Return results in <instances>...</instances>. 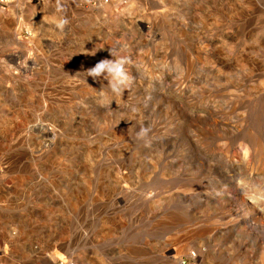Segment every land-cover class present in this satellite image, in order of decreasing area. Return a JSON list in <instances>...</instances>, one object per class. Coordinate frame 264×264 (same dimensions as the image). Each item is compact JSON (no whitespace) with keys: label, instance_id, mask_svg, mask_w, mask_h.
<instances>
[{"label":"rangeland","instance_id":"374dc122","mask_svg":"<svg viewBox=\"0 0 264 264\" xmlns=\"http://www.w3.org/2000/svg\"><path fill=\"white\" fill-rule=\"evenodd\" d=\"M0 131V264H264V0H8Z\"/></svg>","mask_w":264,"mask_h":264},{"label":"bare ground","instance_id":"6f19581e","mask_svg":"<svg viewBox=\"0 0 264 264\" xmlns=\"http://www.w3.org/2000/svg\"><path fill=\"white\" fill-rule=\"evenodd\" d=\"M110 6V5H109ZM123 19V18H122ZM31 40V39H30ZM33 39L30 41V42H28V43H30V44H33ZM27 43V42H26ZM25 43V44H26ZM27 43V44H28ZM36 43V42H35ZM33 45H35V44H33ZM26 46V45H25ZM27 47H28V45H27ZM36 47V46H35ZM172 81V80H171ZM76 83V82H75ZM80 83V82H79ZM77 84V83H76ZM171 84H173V83H171ZM60 85V83L58 84V86ZM63 86V85H62ZM79 87V86H78ZM16 90V89H15ZM57 90V89H56ZM49 91V90H48ZM59 92V91H58ZM63 92H65V91H63ZM163 92V91H162ZM60 94H61V91H60ZM65 94V93H64ZM51 95V94H50ZM53 95V94H52ZM47 96V95H46ZM59 96V95H58ZM57 96V97H58ZM41 97H42V95H41ZM54 97V96H53ZM62 97H63V95H62ZM67 97H69V96H67ZM60 98V97H59ZM65 98V97H64ZM46 99H47V97H46ZM42 100H43V98H42ZM61 100V99H60ZM127 100V99H126ZM37 101V100H36ZM43 102H45V101H43ZM61 102H62V100H61ZM65 102V101H64ZM40 103V102H39ZM38 103V104H39ZM48 103H50L49 105H52L51 104V101H49ZM160 103H162V102H160ZM41 104H43V103H41ZM45 104H47V103H45ZM44 104V105H45ZM29 106V105H28ZM47 106H48V104H47ZM46 106V107H47ZM32 107V106H31ZM45 107V108H46ZM49 107V106H48ZM104 107V106H103ZM17 109V108H16ZM42 109H44V108H42ZM21 110V109H20ZM117 110V109H116ZM15 112H17V111H15ZM109 112V111H108ZM14 113V112H13ZM19 113V112H18ZM23 113V112H22ZM15 114V113H14ZM30 114V113H29ZM122 114V113H121ZM31 115V114H30ZM124 115V114H123ZM17 116V115H16ZM27 116V115H26ZM199 116V115H198ZM18 117V116H17ZM16 117V118H17ZM21 117H23L22 118V121L21 120H19V121H21L20 122V124L19 125H17V126H15V124H16V122L15 123H13L14 124V126H15V128L11 131V128L9 129L10 131H8V130H6V128L4 127V129L5 130H3V134H5V136L7 137V139L9 138V139H12V141L13 140H15V141H13L12 143L14 144L15 142H19V143H21V144H25V143H27L28 142V140H29V138H30V130H28V131H26V129H27V121H29V119L28 120H26L25 119V117L24 116H21ZM28 118V117H27ZM208 118V117H207ZM18 119V118H17ZM211 120V119H210ZM100 121V120H99ZM14 122V121H13ZM30 122V121H29ZM47 122V121H46ZM34 123V122H33ZM155 123V122H154ZM12 124V125H13ZM29 124V123H28ZM39 124V123H38ZM49 124V123H48ZM37 125V124H36ZM53 125V124H52ZM75 125V124H74ZM6 126V125H5ZM44 125H42V124H40V125H38V127H37V131H38V134H39V136H41V137H44V141H45V143H47V142H51V140L48 138V136L50 135V134H52L51 133V131H48L47 130V128L46 127H43ZM53 127H55V126H53ZM29 129V128H28ZM5 131V132H4ZM54 131V130H53ZM58 131V130H57ZM0 132H2V131H0ZM204 132V131H203ZM206 133V132H205ZM56 134V133H55ZM16 135H17V137H16ZM53 135V134H52ZM118 137V136H117ZM2 138H4V136H1V139ZM40 138V137H39ZM54 138V137H53ZM37 139V138H36ZM41 139V138H40ZM107 139V138H106ZM104 140V139H103ZM38 142V141H37ZM37 142H35L36 144H37ZM105 142V141H104ZM41 143V142H40ZM42 143H44V142H42ZM102 143V142H101ZM107 143H109V142H107ZM49 144V143H48ZM63 144V143H62ZM110 144V143H109ZM12 145V144H11ZM33 145V144H32ZM46 145V144H45ZM70 145V144H69ZM112 145V144H111ZM14 146V145H13ZM15 146H17L16 144H15ZM44 146V145H43ZM104 146V145H103ZM108 146V145H107ZM118 146V145H117ZM11 147V146H10ZM19 147V146H18ZM40 147V146H39ZM42 147V146H41ZM46 147V146H45ZM12 148V147H11ZM14 148V147H13ZM23 148V147H22ZM52 148V147H51ZM97 148V147H96ZM9 149V148H8ZM48 149V148H47ZM247 147H244V151L241 153L242 155H243V160H244V158L246 157V151H247ZM41 150V149H40ZM96 150V149H95ZM12 151V150H11ZM22 151H24L23 149H22ZM25 151H27V150H25ZM24 151V152H25ZM43 151V150H42ZM44 151H45V149H44ZM20 152V151H19ZM24 152H23V155H24ZM28 152V151H27ZM38 152V151H37ZM120 152V151H119ZM18 153V152H17ZM35 153V152H34ZM18 154H20V153H18ZM31 154V153H30ZM39 154V153H38ZM37 154V155H38ZM17 155V154H16ZM15 155V156H16ZM22 155V154H21ZM20 155V156H21ZM28 155H29V153H28ZM28 155H24V156H28ZM54 155H56V154H54ZM88 155V154H87ZM94 155H95V153H94ZM31 156V155H30ZM57 156V155H56ZM226 156V155H225ZM34 157H36V156H34ZM33 158V157H32ZM16 159H18V158H16ZM22 158H20V160H21ZM34 159V158H33ZM59 159H60V157H59ZM59 159H57V160H59ZM15 160V159H14ZM13 160V161H14ZM19 160V159H18ZM26 160V159H25ZM36 160H38V159H36ZM56 160V159H55ZM98 160V159H97ZM12 161V160H11ZM17 161V160H16ZM15 161V162H16ZM18 162V161H17ZM21 162H23V161H21ZM9 163V162H8ZM11 163V162H10ZM18 163H20V162H18ZM23 163H25V162H23ZM50 163V162H49ZM53 164H55L54 162H52ZM246 163V162H245ZM27 164V163H26ZM41 164V163H40ZM10 165V164H9ZM20 165V164H19ZM18 165V166H19ZM60 165V164H59ZM67 165V164H66ZM6 166V165H5ZM8 166V165H7ZM23 166V165H22ZM30 166L29 165H27V167L25 166L24 167V170L25 171H27V175L28 176H26V181H30L31 179H32V177H36V172H34V171H32V169H30L29 168ZM54 167V166H53ZM56 167V166H55ZM58 167V166H57ZM66 167V166H65ZM64 167V168H65ZM5 168V167H4ZM23 168V167H22ZM26 168V169H25ZM51 169V168H50ZM58 169V168H57ZM3 170V169H2ZM1 170V171H2ZM64 170V169H63ZM51 171V170H50ZM238 170L236 169V168H233V169H231V170H229V171H227V177H232V176H234V174H236V172H237ZM4 172V171H3ZM22 172H23V169H22ZM70 172H72V171H70ZM243 172H244V174H246V172H248V170L247 169H244L243 170ZM1 173V172H0ZM6 173V172H5ZM42 173L43 172H41V177H43L42 176ZM2 174V173H1ZM212 174V173H211ZM31 175V176H30ZM45 175V174H44ZM2 176V175H1ZM38 177H40L39 175H37ZM79 176V175H78ZM242 175H241V173H240V177H241ZM37 177V178H38ZM121 178L123 177V176H120ZM40 180V179H39ZM79 180V179H78ZM122 180V179H121ZM35 181V180H34ZM36 181H38L37 179H36ZM0 185H2V184H0ZM73 204V203H72ZM74 205V204H73ZM49 211V210H48ZM237 226V225H236ZM235 226V227H236ZM231 229V228H230ZM21 232V231H20ZM10 240H11V243H14V244H17L18 242H20L21 240H22V237L20 236V235H16V236H14V237H10ZM31 242V241H30ZM28 248V247H27ZM26 248V249H27ZM25 249V250H26ZM34 249V248H33ZM27 251V250H26ZM3 258V254H0V259H2ZM84 258V257H83ZM47 260H46V262L48 263L50 260H52V258H51V256H48L47 258H46ZM83 262V261H82Z\"/></svg>","mask_w":264,"mask_h":264},{"label":"clouds","instance_id":"9594fccd","mask_svg":"<svg viewBox=\"0 0 264 264\" xmlns=\"http://www.w3.org/2000/svg\"><path fill=\"white\" fill-rule=\"evenodd\" d=\"M88 75L92 77L103 75L107 80L108 90L111 93L122 92L123 86L126 83L124 60L102 59L89 69Z\"/></svg>","mask_w":264,"mask_h":264},{"label":"built area","instance_id":"2783aa9c","mask_svg":"<svg viewBox=\"0 0 264 264\" xmlns=\"http://www.w3.org/2000/svg\"><path fill=\"white\" fill-rule=\"evenodd\" d=\"M8 0H0V5H4L7 3ZM182 264H184V262H182Z\"/></svg>","mask_w":264,"mask_h":264}]
</instances>
